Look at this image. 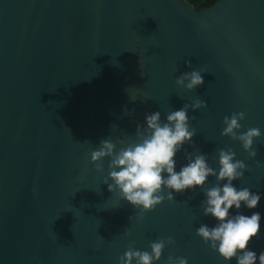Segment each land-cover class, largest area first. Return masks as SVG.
<instances>
[{"label": "water", "instance_id": "95a60500", "mask_svg": "<svg viewBox=\"0 0 264 264\" xmlns=\"http://www.w3.org/2000/svg\"><path fill=\"white\" fill-rule=\"evenodd\" d=\"M201 67L203 85L175 83ZM196 98L206 106L189 110L196 134L184 149L217 167L216 150L232 148L248 166L233 183L264 193V0H0V264H118L130 244L150 250L169 236L156 264H225L195 234L215 222L199 188L137 218L103 183L108 159L99 172L89 162L102 139L135 140L145 112L163 119ZM232 112L245 113L239 131L261 130L255 158L220 135ZM176 160L178 170L183 149ZM252 211L262 214L249 245L259 253L264 196Z\"/></svg>", "mask_w": 264, "mask_h": 264}, {"label": "clouds", "instance_id": "9594fccd", "mask_svg": "<svg viewBox=\"0 0 264 264\" xmlns=\"http://www.w3.org/2000/svg\"><path fill=\"white\" fill-rule=\"evenodd\" d=\"M184 63L188 65L190 61ZM204 72L203 67L181 72L175 83L193 90L203 85ZM205 106L206 101L196 98L190 104L186 102L169 111L163 119L159 110L145 112L143 123L136 125L135 140L126 144L118 141L122 146L117 148V142L102 139L98 147L90 151L89 162L99 172L103 170L104 159H108L103 183L110 192H118L120 199L139 209L137 218L165 199L173 201L176 194L199 188L203 193L199 203L202 214L212 217L215 222L212 225L201 223L195 234L225 264H233V261L234 264H264V251L257 253L249 247L261 233L262 214L252 210L258 207L264 193L252 191L249 187H237L233 183L243 177L248 169L246 163L237 159L230 147L216 150L217 167L209 163L207 153L184 149L186 144L193 145L192 138L196 134L190 123L194 117L189 116V110ZM244 117V112L224 116L220 135L239 141L248 156L255 158L254 138L262 133L258 127L239 131L242 127L239 121ZM182 149L186 162L177 170L176 156ZM255 162L259 166L260 162ZM209 177H215V183H211ZM242 208L248 209L249 213L245 214ZM124 234L127 235V229ZM166 243H173V238L151 241L150 250L137 249L130 244L118 257V264H156ZM164 264H188V257L169 255Z\"/></svg>", "mask_w": 264, "mask_h": 264}, {"label": "trees", "instance_id": "16d2710c", "mask_svg": "<svg viewBox=\"0 0 264 264\" xmlns=\"http://www.w3.org/2000/svg\"><path fill=\"white\" fill-rule=\"evenodd\" d=\"M189 2L191 5H193L195 8H199L202 6H209L211 5L215 0H185Z\"/></svg>", "mask_w": 264, "mask_h": 264}]
</instances>
